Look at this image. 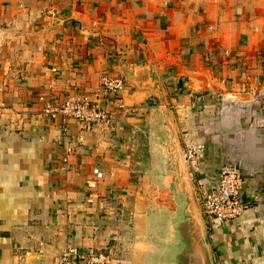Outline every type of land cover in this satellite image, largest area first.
Instances as JSON below:
<instances>
[{"label": "crops", "instance_id": "crops-1", "mask_svg": "<svg viewBox=\"0 0 264 264\" xmlns=\"http://www.w3.org/2000/svg\"><path fill=\"white\" fill-rule=\"evenodd\" d=\"M105 76L125 84L101 100L110 124L45 113ZM225 164L252 206L209 224L200 195ZM177 165L214 263L264 264V0H0V264L67 247L152 264Z\"/></svg>", "mask_w": 264, "mask_h": 264}, {"label": "built area", "instance_id": "built-area-1", "mask_svg": "<svg viewBox=\"0 0 264 264\" xmlns=\"http://www.w3.org/2000/svg\"><path fill=\"white\" fill-rule=\"evenodd\" d=\"M125 84L121 78L105 76L102 80V96L95 98L89 95H70L61 105H47V115H63L74 119L82 127L90 129L97 125L110 124L109 113L102 105V98L109 95L119 97ZM205 159V150L198 146H188L185 151L186 163L193 171L201 170ZM98 177L103 175L96 171ZM244 179L241 171L234 165H223L219 180L215 187L200 195L203 215L209 224L224 223L241 217L248 211L252 203L243 198ZM111 264L110 258L103 254L86 255L78 249L67 247L59 257V264Z\"/></svg>", "mask_w": 264, "mask_h": 264}, {"label": "water", "instance_id": "water-1", "mask_svg": "<svg viewBox=\"0 0 264 264\" xmlns=\"http://www.w3.org/2000/svg\"><path fill=\"white\" fill-rule=\"evenodd\" d=\"M173 174L169 189L158 198L171 214L155 235L152 264H215L181 165Z\"/></svg>", "mask_w": 264, "mask_h": 264}]
</instances>
